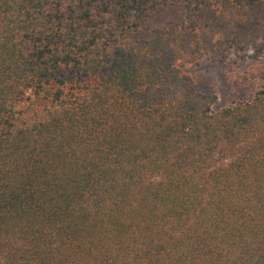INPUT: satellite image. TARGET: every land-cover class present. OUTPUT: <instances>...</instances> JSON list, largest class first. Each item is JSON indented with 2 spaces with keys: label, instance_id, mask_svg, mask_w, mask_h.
I'll return each mask as SVG.
<instances>
[{
  "label": "trees",
  "instance_id": "obj_1",
  "mask_svg": "<svg viewBox=\"0 0 264 264\" xmlns=\"http://www.w3.org/2000/svg\"><path fill=\"white\" fill-rule=\"evenodd\" d=\"M247 53L264 0H0V264H264V87L184 70Z\"/></svg>",
  "mask_w": 264,
  "mask_h": 264
},
{
  "label": "rangeland",
  "instance_id": "obj_2",
  "mask_svg": "<svg viewBox=\"0 0 264 264\" xmlns=\"http://www.w3.org/2000/svg\"><path fill=\"white\" fill-rule=\"evenodd\" d=\"M183 15L180 4L162 8L152 15L145 25L142 37L153 28L167 27L179 22ZM201 92H214L217 100L214 109L237 100H249L260 87H264V53L254 57L251 53L233 56L221 63L204 62L199 66L185 67Z\"/></svg>",
  "mask_w": 264,
  "mask_h": 264
}]
</instances>
